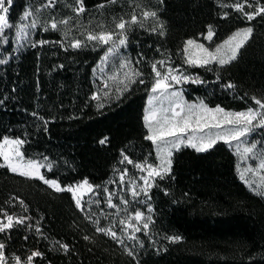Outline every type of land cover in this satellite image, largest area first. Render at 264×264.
Masks as SVG:
<instances>
[{
  "label": "trees",
  "instance_id": "16d2710c",
  "mask_svg": "<svg viewBox=\"0 0 264 264\" xmlns=\"http://www.w3.org/2000/svg\"><path fill=\"white\" fill-rule=\"evenodd\" d=\"M235 2L82 0L85 10L79 15L75 0H55L47 8L43 5L48 2H32L30 10L38 21L35 46L0 64V139L18 137L25 141L21 151L26 158L51 163V170L41 168L45 178L62 186L87 179L102 194L104 185L133 163L156 162L143 121L154 63L160 71L168 65L190 77L181 85L188 101L233 111L254 107L251 97L264 99V14L249 21L242 12L222 6ZM248 2L253 7L245 4L243 11L253 12L257 0ZM27 4L13 0L10 23L18 21ZM259 5L264 6V0ZM145 10L157 16L145 19ZM133 11L143 26L127 29L121 49L141 75H132L118 92L93 99L94 70L109 45L87 41V33L119 32L115 23L121 17L130 19ZM52 20L68 23L53 30ZM209 26L212 43L238 27L253 31L226 65L186 63L185 40L202 39ZM74 39L83 41L80 48L70 46ZM9 50L8 43L4 51ZM195 78L202 83H193ZM229 82L235 87L227 88ZM171 161L170 171L163 179L155 177L148 189L149 227L131 235L135 239L118 229L105 201L81 210L69 191H56L39 179L0 167V217L4 212L14 217L13 227L0 233L5 255L25 260L32 251L42 253L32 264H264V195L241 179L235 153L223 141L204 152L183 145L173 151ZM17 218L24 223L17 224ZM111 221L122 243L96 231ZM176 236L180 239H169ZM8 264L14 262L9 259Z\"/></svg>",
  "mask_w": 264,
  "mask_h": 264
},
{
  "label": "snow or ice",
  "instance_id": "6c2138e0",
  "mask_svg": "<svg viewBox=\"0 0 264 264\" xmlns=\"http://www.w3.org/2000/svg\"><path fill=\"white\" fill-rule=\"evenodd\" d=\"M78 4V7L74 9V11L79 15V13L84 12V6L82 0H75ZM110 2L115 3V0H110ZM13 4V0H0V43H7V36L5 32L7 29H11L13 27H17L16 25L10 23L9 21V11L10 7ZM55 4V0H48V3L43 5V7H52ZM245 4L249 8L253 7L248 0H244V3L235 2L232 5H222L224 7H233L236 11L242 12L246 18L251 21L255 18V16H259L264 14V6L259 5V0H257V7L253 12H244ZM100 7H104L103 4ZM38 12L39 9H36ZM33 11L27 10L23 13V16L20 18L21 20H27L29 17L33 16ZM142 17L147 19L149 17L155 18L157 13L155 11H143L141 13ZM227 16V13H225ZM67 20L56 21L52 20L50 22V28L53 30H58V24H67ZM140 24V18L133 11L130 19L125 20L123 17L119 19V22L115 23V28L119 29V32L116 31H100L99 33L93 34L92 32L87 33V41L96 42L99 45H110L107 49V53L105 54L103 61H107L110 55H114L118 52L121 46H124L127 42V29L132 25ZM38 25V21L33 19L29 24H20L17 27V37H22L28 34L27 29H35ZM161 29L163 25L160 26ZM44 30H48V25L44 26ZM156 31L155 28L152 29ZM253 29L251 27H246L236 31L228 40L224 42L223 45H218L214 51H209L203 44H196L194 40L189 39L186 42V47L184 49L185 54L187 55L186 62L191 65H201L207 66L213 62L218 63L223 66L231 61L236 59L237 51L243 44L247 41V39L251 36ZM163 31L160 32V35H163ZM67 35V34H65ZM213 36V31L211 26L208 28L207 39L211 40ZM39 43H47V41H40ZM83 44V41L80 39H74L71 41L70 46L73 48H80ZM195 45L197 49L201 51L200 55H193L189 52L187 46ZM33 47L35 44L32 45ZM227 46V47H225ZM102 61V62H103ZM8 61L6 59L0 58V64H5ZM129 62H124L120 64L121 68L127 67ZM159 64L163 65V61H159ZM152 70L155 73V81L151 85V93L154 95H150L148 99L149 105H152L154 101H159L160 107L153 108L150 111L149 115L144 117L147 122L148 135L146 139L152 141V143L156 147L157 158L159 159L158 165H153L151 163H147V175L141 176L140 179L144 182L146 187L142 188L141 191L144 192L145 195L148 194V188L153 186V179L155 177H159L163 179L164 174L168 173L171 169V157L173 155V149L178 150L180 145L185 143L184 134L188 132L189 129H203L208 127L222 128V126H230L226 131L218 132L215 136H200L196 137L193 135L187 136V144L194 148L197 152H204L211 148L217 140H224L226 143H231L232 141H236V150L237 153L242 155L253 154L254 149L256 148V143H252L251 146H245L241 152V144L244 143L242 138L247 137L251 134L252 131L257 127H264V99L257 98L256 96L251 97L254 101V107H249L246 111H237V112H226L223 108L217 106L215 108H209L208 105L204 104L201 101L199 104H190L183 101L181 97V93L179 91H169L173 88V84H180L183 81H188L190 79L189 76L184 75L182 73L173 75V71H177L174 69H169L167 74L162 75L160 71L157 70V65L154 63L152 65ZM133 76L141 75L138 71H133ZM126 78L131 80V76L127 73L125 74ZM135 82V81H131ZM140 83H144L143 80L139 81ZM193 83H202L198 78L192 79ZM227 88H233L235 85L232 83H228L226 85ZM159 93V95H155ZM93 99H96L94 96ZM3 101L0 100V103ZM165 102H167L168 107H164ZM99 107H103L100 105ZM171 113V115H168ZM36 115V113H33ZM46 123V122H45ZM195 125V128H193ZM173 137L174 139H169ZM106 142V138L101 140L100 143L103 144ZM25 143L24 140L20 138H11L9 136H3L2 140H0V158H2L3 163H0V167H6L10 172L14 174H18L22 177L26 178H34L43 181L45 184L55 188L56 191H69L73 193L75 203L77 208L83 210L82 205V193L81 189L86 187L88 192L93 191V186L85 179L82 184L77 185L75 188L68 186L67 188H61L55 179H46L43 174H41V168L47 167L51 170V163L42 164L35 159H25L24 153L21 151V146ZM47 159V158H45ZM124 160L128 163H133L127 156H124ZM123 162V161H122ZM137 169L143 171L144 165L140 163H136L134 165ZM258 169H264V154H260L259 163L257 165ZM248 171H253V169L249 168ZM124 174H127V170H125ZM241 179H244L243 173L241 174ZM262 182H264V177L261 178ZM121 180H123V175L121 176ZM264 194V192H262ZM133 196L139 195L135 191V185H133ZM23 204V201L20 202ZM98 203V201L96 202ZM108 206L111 208L117 207V205L112 203L111 195L108 198ZM122 203L128 204V200H122ZM25 211L27 208L25 206ZM151 211V209H149ZM3 215L7 219V223L0 222V233L4 232L6 229H11L13 227V215H9L6 212ZM143 213L139 210L134 212V217L137 222L143 219ZM150 219V218H149ZM17 224L24 223V218H17ZM96 224H99V221H95ZM120 223L122 225L125 224V221L121 220ZM149 227V223L145 221L143 223V228L147 229ZM132 228L133 232L141 231V228L128 223L126 228ZM39 231V228L36 229ZM97 232L104 233L105 235H109L112 239L120 241L117 233L112 230V228H104L97 227ZM131 239H135V236H131ZM27 239V237H25ZM85 239H89V237H85ZM170 240H178L180 239L178 236L169 237ZM62 248L67 250V245H61ZM132 253L129 252V255ZM42 253L39 251H32L25 260H22L19 255L13 254L11 257H7L5 255V244L0 242V264H8V260L11 259L14 264H32L33 258L41 256Z\"/></svg>",
  "mask_w": 264,
  "mask_h": 264
},
{
  "label": "rangeland",
  "instance_id": "374dc122",
  "mask_svg": "<svg viewBox=\"0 0 264 264\" xmlns=\"http://www.w3.org/2000/svg\"><path fill=\"white\" fill-rule=\"evenodd\" d=\"M27 1H28L27 7L22 12L20 18L23 16V13L25 11L30 10V4L32 2L34 1L48 2V0H27ZM20 18L18 19L17 22L14 23V25H16L17 27L20 24H29L33 20V16L29 17L27 20H21ZM17 27H13L11 29L6 30L5 35L7 36L8 42L0 43V58L9 59L17 55L19 52H21L25 48L31 47L35 43L34 33L36 32V28L35 29L29 28L27 29V32H28L27 35L22 36V37H17ZM246 27H249V26H242V27H238L234 29L227 37H225L223 40L217 43H212L211 40L207 39L208 32L203 35L202 39H197V38H189V39L194 40L196 44H203L206 48L209 49V51H214L218 45H223L224 42L228 40L229 37H231L236 31L246 28ZM189 39L185 40L183 47H182V57L184 58L185 61L187 60V55L185 54L184 49L186 47V42ZM8 43L10 46V50L4 51ZM108 47H110V45ZM187 47H188L189 52H191L194 56L202 54L201 51L195 47V45L187 46ZM106 53H107V50L101 56L94 70L95 83H96V92L94 96L99 101L103 97L105 96L107 97L108 94L118 92L121 89V87L124 85V83H126L128 80L125 74L127 73L129 76H132L131 74L133 72V69L128 60V57L124 54L121 47L119 48L116 54L110 55L107 61H103V58ZM126 61L129 62L128 66L121 68L120 64ZM162 67L163 69L161 71L157 69L158 71L161 72L162 75L167 74L170 68L177 70V71L172 72L173 75L182 73L180 70L170 67L168 65H163ZM155 79L156 77L154 73V81ZM183 82H181L180 84H173V88L170 89L169 91H179L181 93V97L183 101L190 103V104H199L201 101H188L185 99L183 92H182V86H181ZM150 95H154L153 93H151V88L146 98L144 115H143V121H144L146 128H147V122L145 121L144 117L146 115H149L150 111L153 108L160 107L159 101H154L152 105H149L148 99ZM155 95H159V93ZM164 107H168L167 102H165ZM208 107L215 108L217 106H212V107L208 106ZM224 110L226 112H237L233 110H226V109ZM246 110L247 109L240 110V111H246ZM168 115H171V113H168ZM229 127L230 126L225 125V126H222V128L208 127V128H203L202 130L196 129L195 131L193 129H189L188 132L184 134L185 143L180 146H183V145L189 146L186 140L187 136L189 135H193L196 137L209 136V135L215 136L216 133L226 131ZM193 128H195V125H193ZM2 138L0 140H2ZM11 138H14V137H11ZM169 139H174V138L170 137ZM242 140L244 141V143L241 144V152H242L243 147L251 146L252 143H256V148L254 149L255 156L251 153L246 154V155L237 153V150H236L237 142L236 141H232L231 143H226L224 140H217V141H223L232 150V152L235 153L236 158H237L238 173L240 176L243 173L244 175L243 181L245 182V184L248 187L252 188L253 190H257L258 192L262 193L264 192V182H262L261 178L264 177V169H258L257 165L259 163L260 154H264V127L255 128V130L252 131L250 135L242 138ZM153 146H154L155 154H156V162L153 164L155 166L159 164V159L157 158L156 147L154 144ZM174 150L175 149H173V151ZM25 159H30V158L25 157ZM1 163H3L2 158H1ZM136 163H140L144 165V170L141 171L137 169L134 166ZM136 163H133L132 169L128 170L126 175L124 174L125 171L120 172L114 176L111 182H107L104 185L105 188L102 191V194H99L96 191L95 186L92 185L91 183L90 184L93 186L92 192H88L86 190V187L84 189H81L83 210L88 209L90 205H94L98 200L105 201L107 207H109L107 201H108L109 196L111 195L112 203L117 205V207L115 208L110 207L112 215H113V219H115L118 222L117 224L118 229H120V231L126 238L129 237V239H131L130 237L131 235L134 234V232L132 228H127L126 231L124 230L128 223L134 224L142 229L143 223L145 221L147 222L150 221L149 219L150 218V211H149L150 206L148 205V202H147V195H145L144 192L141 191V189L146 186L144 185V182L140 179L141 176L147 175V163L145 162H136ZM249 168L253 169V171H248ZM122 175H123V180H121ZM84 180L85 179H82V180H79V181H76L74 183L64 185V186L60 185L59 183L58 184L60 185L61 188H67L68 186L75 188L77 185L82 184ZM133 185H135V191L139 193V195L137 196L132 195ZM70 194L75 202L73 193L70 192ZM122 200H128L129 203L124 204L122 203ZM136 210H139L144 214L143 219L139 222H137L135 219H132V217H134V212ZM121 220L125 221L124 225L120 223ZM0 222L7 223L6 217L5 216L0 217ZM111 222L112 223H110L108 228H112L113 230L114 229L113 221Z\"/></svg>",
  "mask_w": 264,
  "mask_h": 264
}]
</instances>
